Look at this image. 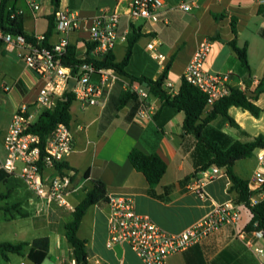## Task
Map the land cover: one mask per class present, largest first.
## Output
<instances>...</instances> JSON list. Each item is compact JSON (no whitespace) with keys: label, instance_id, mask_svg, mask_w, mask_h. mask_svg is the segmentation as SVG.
I'll use <instances>...</instances> for the list:
<instances>
[{"label":"crops","instance_id":"1","mask_svg":"<svg viewBox=\"0 0 264 264\" xmlns=\"http://www.w3.org/2000/svg\"><path fill=\"white\" fill-rule=\"evenodd\" d=\"M131 1L61 0L59 6V9L84 19L92 18L104 9L120 12L118 41L113 50L116 62L124 59L129 36L133 33L141 35L126 67L128 75L118 73L105 103L82 110L75 100L71 106L70 128L74 144L66 166L75 171L73 185L79 188L70 195L69 200L76 207L96 181H101L105 187L104 198L88 208L78 230V237L86 242L88 264H144L129 245L107 247L110 195L131 198L139 215L150 217L171 234H178L202 220L216 205L234 202L241 213L240 223L221 227L186 251L171 255L168 263L264 264L254 252L255 248L264 247V239H256L252 233H245L251 215L243 203L235 201L236 194L230 191L231 182L225 169L220 168L216 177L209 181L203 179L202 173L194 176L195 168L189 152L183 150V145L189 140L182 136L184 113L164 106L160 98L145 87L147 84L132 79L133 76L156 80L172 59L166 82H171L179 91L183 73L198 45L205 39L212 41V50L206 61L208 71L229 75L231 86H238L241 81L249 82L251 78L261 79L264 73V37L261 36L264 16L259 14V9L264 6V2L202 0L200 6L190 13L169 10L162 15L161 22L150 24L129 18L128 6ZM176 1L168 0V4L172 5ZM42 6V10L35 13L26 0L8 2L9 9L21 11L23 29L33 37H45L50 27L49 16L53 10L51 1L42 0ZM233 19L238 45H247L249 69L241 65L233 49L226 44L234 37L231 28ZM88 38L87 25L69 33V42L75 48L77 59L82 60L88 54L91 55ZM59 39L60 34L54 24L46 44H54ZM153 40L158 44L159 51L163 48L167 51V54L161 51L167 58L164 65L153 59L147 50V45ZM42 85L43 80L27 68L15 52L2 49L0 97L11 100L12 106L9 111L0 114V167L6 158L5 137L13 115L22 104L31 105L35 102ZM140 85L149 95L147 101L153 110L150 118L138 114L141 99L134 89ZM255 88L250 86V92L253 93ZM129 91L137 96H127ZM255 103L263 110L259 117L235 106L229 108V115L240 129L231 127L222 118L212 121L211 126L241 142L264 136V92ZM40 114L35 118L38 119ZM194 142L193 138L188 141L192 145ZM134 148L146 154H157L166 163L167 170L158 185L150 186L145 176L130 163L128 156ZM256 153L257 161L254 163L255 159L251 157ZM262 154L264 149H256L250 158L237 161L234 164L235 173L248 182L258 173L264 176V162L258 160ZM52 172L47 169L45 177L48 179ZM197 185L201 186L204 197L195 191ZM24 190L28 194L29 206H34L38 214L39 218L35 219L40 220L34 223L33 231L37 230L40 234L18 242L48 237L50 258L42 264H76L72 262L73 249L65 238V225L71 221L73 212L58 208L48 213L39 211L31 201L32 194L25 187ZM261 193L264 192L255 193L254 197H260ZM29 232L30 227L19 228L20 235H28ZM11 255L14 254L9 255L8 262H18L11 260Z\"/></svg>","mask_w":264,"mask_h":264},{"label":"built area","instance_id":"2","mask_svg":"<svg viewBox=\"0 0 264 264\" xmlns=\"http://www.w3.org/2000/svg\"><path fill=\"white\" fill-rule=\"evenodd\" d=\"M26 1L35 13L43 8L42 0ZM201 1L177 0L169 5L168 0H132L128 6V16L133 21L144 20L150 24H157L167 11L190 13L200 6ZM15 14H21V11L16 10L12 17ZM54 16L60 39L51 45L43 42L44 37L36 36L28 40L23 35L4 32L0 28V44L3 48L15 52L18 59L43 80L35 102L31 105L22 104L13 115L5 137L6 158L0 169L20 180L32 194L31 201L37 209L46 213L56 208L70 212L75 210L69 197L79 188L73 185L76 173L64 166L73 151L74 137L71 128L59 123L48 136L42 149L40 137L29 132L35 123L32 120L39 113L54 110L55 100L68 90L70 79H75L71 91L82 110L105 103L117 80L118 72L112 68L97 67L95 62L101 61L114 50L118 41L121 13L117 10L104 9L98 15L84 19L58 9ZM84 25L88 26L90 61L82 63L77 73L72 75L71 69L63 64L62 57L70 46L69 33L80 30ZM147 50L160 65L165 64L167 58L159 51L154 40L147 45ZM211 50L212 41L210 39L202 41L182 76L206 95L207 108L210 109L229 94L231 87L229 75L213 73L206 69V61ZM258 84L259 79L251 78L249 82L241 81L238 87L245 90ZM164 89L170 95L178 93L171 82H165ZM134 91L141 99L138 114L150 118L153 110L147 101L149 96L147 91L142 85ZM258 160L260 163L264 162V155H259ZM47 169L53 171L48 179L45 177ZM219 172V167L211 166L201 173L203 179L209 181ZM263 184L264 176L258 173L248 182V187L252 192L259 193ZM195 191L204 197L201 186L197 185ZM262 199L264 193H261L260 197L253 196L250 205H257ZM108 206L107 247L129 245L144 264H169L168 259L171 255L186 251L225 225H237L241 222L238 205L228 202L216 205L206 217L182 232L171 234L150 217L139 215L131 198L110 195ZM252 235L256 239H264L260 230L253 231ZM254 252L264 262V247H257ZM7 264L34 263L27 256H23L16 263Z\"/></svg>","mask_w":264,"mask_h":264},{"label":"trees","instance_id":"3","mask_svg":"<svg viewBox=\"0 0 264 264\" xmlns=\"http://www.w3.org/2000/svg\"><path fill=\"white\" fill-rule=\"evenodd\" d=\"M53 7V13L49 16L50 27L44 37L46 44L47 38L55 24V12L59 9L61 0H50ZM9 0L0 1V28L4 32L14 35H23L28 40L33 36L27 34L23 29V18L21 14H15L16 9L8 8ZM259 14L264 16V6L260 7ZM233 39L226 44L230 46L237 55L241 65L249 69L247 45L239 46L237 43V29L234 19L231 22ZM139 33H133L128 38L127 50L124 59L116 62L113 51L104 57L101 61L95 62L97 67L112 68L121 75H128L126 67L131 59L132 50L140 38ZM264 37V30L261 32ZM218 38V37H216ZM214 38V39H216ZM213 40V39H212ZM3 46L0 44V52ZM91 50V46H88ZM90 61L89 54L84 59H77L75 48L69 46L66 53L62 57L65 66L71 69L72 75H75L82 63ZM172 59L165 65L162 74L158 79L152 80L146 77H133L140 83L147 82L145 85L151 93L157 95L164 106L173 107L184 113L183 137L195 140L194 144L185 143L183 150L189 152L196 176L211 166L224 168L228 176L231 187L230 191L236 194L235 201L243 203L249 210L251 220L245 227V233H252L255 230L263 232L264 236V199L257 205L251 206L250 200L255 192L248 187V181L242 179L234 171V164L243 159L250 158L256 149H264V136L259 135L248 142L235 140L219 129L211 126V122L217 118H222L231 127L240 129L239 125L229 115V108L232 106L248 111L254 117H259L263 112L262 108L256 105L258 96L264 92V73L259 84L252 91L255 97H249L247 93L251 91L249 88L242 90L238 86H231L229 94L218 101L211 109L207 108V97L197 87L187 82L183 77L181 79L179 91L176 95H170L165 89L164 84L171 67ZM251 75H249V78ZM127 96L135 98L137 95L131 91L126 93ZM124 98V95H123ZM75 101V95L72 91H66L61 97L55 100V108L53 111L42 112L37 121L30 127L29 132L37 134L41 139V147L43 149L48 136L52 133L56 125L63 123L69 128L72 123L71 106ZM124 101V99H122ZM190 137V138H189ZM129 161L132 166L141 172L147 179L150 186L154 187L160 183L166 170L167 165L157 154H146L141 150L134 148L129 153ZM67 167L66 165H64ZM14 177L0 169V184H13ZM264 192V184L260 189ZM105 196V187L101 181H96L92 188L87 192L84 200L80 202L72 213L71 221L65 225V238L67 243L73 249V259L76 264H88V253L86 251V242L78 237V230L82 219L88 208L100 202ZM29 246L28 242H2L0 243V254L6 262L9 261V255L14 254L27 258L34 264H42L49 257V238L38 237L31 243V248L27 255L24 249Z\"/></svg>","mask_w":264,"mask_h":264},{"label":"rangeland","instance_id":"4","mask_svg":"<svg viewBox=\"0 0 264 264\" xmlns=\"http://www.w3.org/2000/svg\"><path fill=\"white\" fill-rule=\"evenodd\" d=\"M162 52L167 54V51L163 48ZM149 55V54H148ZM184 54L182 55V57ZM259 72V70H258ZM253 74H255L253 72ZM12 106V102L5 97H0V114L1 112H7ZM34 118L32 121H36ZM255 159L254 163L257 161V153L251 157ZM15 179L13 184H0V243L2 242H18L22 239L31 238L38 236V231H33L34 223H39L38 214L33 209V207L28 204V194L24 190V186L20 181ZM41 218V217H40ZM36 220V221H35ZM42 222V221H41ZM30 227L28 235H20L19 228ZM41 229V228H40ZM42 234V233H41ZM34 239L29 241V246L24 249L25 255L29 252ZM11 260L19 261L20 257L18 255H11ZM0 264H6V261L0 254Z\"/></svg>","mask_w":264,"mask_h":264},{"label":"water","instance_id":"5","mask_svg":"<svg viewBox=\"0 0 264 264\" xmlns=\"http://www.w3.org/2000/svg\"><path fill=\"white\" fill-rule=\"evenodd\" d=\"M74 84H75V79H70L69 87H68V91H71V90H72ZM145 84H147V82H145ZM247 95H248L249 97H251V96H253V95H255V94H254V93H251V92L249 91V92L247 93Z\"/></svg>","mask_w":264,"mask_h":264}]
</instances>
